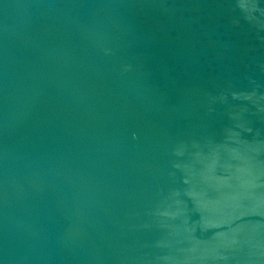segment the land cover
<instances>
[{
  "label": "water",
  "instance_id": "95a60500",
  "mask_svg": "<svg viewBox=\"0 0 264 264\" xmlns=\"http://www.w3.org/2000/svg\"><path fill=\"white\" fill-rule=\"evenodd\" d=\"M0 264H264V0H0Z\"/></svg>",
  "mask_w": 264,
  "mask_h": 264
}]
</instances>
